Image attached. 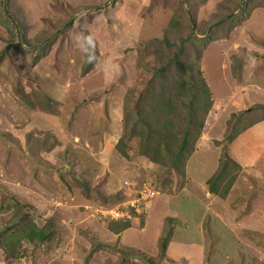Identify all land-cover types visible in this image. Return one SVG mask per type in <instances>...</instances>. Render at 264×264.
<instances>
[{"label":"rangeland","instance_id":"1","mask_svg":"<svg viewBox=\"0 0 264 264\" xmlns=\"http://www.w3.org/2000/svg\"><path fill=\"white\" fill-rule=\"evenodd\" d=\"M247 1L0 0V264H264V0ZM189 37L180 63L198 64L211 108L172 169L141 153L126 121L152 105L174 52L161 42ZM228 135L241 169L221 198L208 181ZM144 187L159 195L110 231L123 223L99 212ZM30 222L53 237L17 233Z\"/></svg>","mask_w":264,"mask_h":264},{"label":"trees","instance_id":"2","mask_svg":"<svg viewBox=\"0 0 264 264\" xmlns=\"http://www.w3.org/2000/svg\"><path fill=\"white\" fill-rule=\"evenodd\" d=\"M250 3V0L245 2L247 10ZM227 18L226 16L225 19ZM72 23L70 21L67 26H71ZM189 39L190 37L181 39L179 44L171 43L167 40L161 42L166 49L174 50V52L173 56L167 57V63L158 70V75L150 81V84H155V86L152 85L150 96L148 97L150 102L152 101V105L142 113L145 119L138 117L134 121L133 118L128 116L129 120L126 121V128L132 127L130 130L131 136L140 137L141 139V153L154 163L169 166L172 169L183 168V164L192 154L194 150L193 144L202 133L211 108L210 91L198 64L193 66L184 64L183 66L180 63L181 58L185 55V47L189 43ZM208 40L211 41L210 39ZM155 42L160 43L159 40H155ZM90 45L89 43L88 48ZM5 54H7V50H3L2 54H0V64ZM93 54L94 52L89 50V56L91 57ZM196 55L197 61L200 60L201 52L199 50H196ZM40 57H37L36 60L40 59ZM94 66L93 62L86 64L83 68V74H88ZM195 69L196 74L194 73ZM177 74L178 76H176ZM181 106L183 113L180 112ZM181 113L185 116L183 120L180 117ZM133 122L135 123L133 124ZM254 125L255 123H252L248 128ZM234 140L235 137L229 135L225 139L227 151L217 173L208 181L209 192L221 198H226L229 195V191L236 182L238 172L241 169L240 164L230 156L227 147V144L232 143ZM122 155L126 157L123 151ZM114 222L123 223L122 226L110 228V231L115 234L131 228V224L127 220ZM20 226L21 228L18 227L17 233L27 237L30 242H35L36 240L38 242L48 241L54 235L53 226L50 222L42 228H37L32 222ZM169 238L164 235L159 242L160 255L162 257L166 255Z\"/></svg>","mask_w":264,"mask_h":264},{"label":"built area","instance_id":"3","mask_svg":"<svg viewBox=\"0 0 264 264\" xmlns=\"http://www.w3.org/2000/svg\"><path fill=\"white\" fill-rule=\"evenodd\" d=\"M158 195L159 193L157 190H151L148 187H144V189L138 193L136 199L134 201L129 202L130 204L127 203L120 207H115L108 210H101L99 214L103 218H109L111 221H126L130 218V213L127 210L129 208V205L133 207V210L141 214L146 211L148 204L151 202V200H153ZM140 207L143 208L141 211L139 210Z\"/></svg>","mask_w":264,"mask_h":264},{"label":"crops","instance_id":"4","mask_svg":"<svg viewBox=\"0 0 264 264\" xmlns=\"http://www.w3.org/2000/svg\"><path fill=\"white\" fill-rule=\"evenodd\" d=\"M235 143H237V140H236V142ZM159 235H160V233H159ZM172 248V247H171Z\"/></svg>","mask_w":264,"mask_h":264},{"label":"clouds","instance_id":"5","mask_svg":"<svg viewBox=\"0 0 264 264\" xmlns=\"http://www.w3.org/2000/svg\"><path fill=\"white\" fill-rule=\"evenodd\" d=\"M156 197H157V196H156ZM156 197H155V198H156Z\"/></svg>","mask_w":264,"mask_h":264}]
</instances>
